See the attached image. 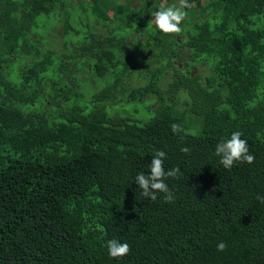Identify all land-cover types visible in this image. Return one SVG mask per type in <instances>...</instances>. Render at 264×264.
Returning <instances> with one entry per match:
<instances>
[{"label": "trees", "instance_id": "1", "mask_svg": "<svg viewBox=\"0 0 264 264\" xmlns=\"http://www.w3.org/2000/svg\"><path fill=\"white\" fill-rule=\"evenodd\" d=\"M162 1L179 7L0 0V264H264V0H188L200 11L172 34ZM234 131L255 161L227 169L215 149ZM159 150L182 173L173 202L135 181ZM110 239L131 251L110 257Z\"/></svg>", "mask_w": 264, "mask_h": 264}, {"label": "clouds", "instance_id": "2", "mask_svg": "<svg viewBox=\"0 0 264 264\" xmlns=\"http://www.w3.org/2000/svg\"><path fill=\"white\" fill-rule=\"evenodd\" d=\"M191 5L188 0H179V7H161L159 10L153 13L155 17V25L165 34L180 33L181 23L186 18L187 13L183 10L189 8ZM172 132L178 136L181 133L185 135H195L194 132L186 131L179 123H173L171 125ZM241 131H234L229 139L221 140L215 149V155L219 156L220 163L227 169H231L236 162L240 163H253L255 161L254 154L249 151L248 141L242 138ZM181 151L189 153L191 150L188 147H182ZM166 153L163 150L157 151L152 157L149 165L150 173L146 175L144 172H140L135 177L136 183L139 188L142 189V195L152 201L157 199V192L164 193V199L166 202H173L174 195L165 182L167 177L178 178L182 175L179 166L173 169L165 171L164 159ZM257 199L264 203V196L257 195ZM107 248L110 257L119 258L126 256L131 251V246L127 242H120L118 239H110L107 241ZM227 248V244L221 241L217 245L218 251H224Z\"/></svg>", "mask_w": 264, "mask_h": 264}, {"label": "rangeland", "instance_id": "3", "mask_svg": "<svg viewBox=\"0 0 264 264\" xmlns=\"http://www.w3.org/2000/svg\"><path fill=\"white\" fill-rule=\"evenodd\" d=\"M205 1L206 0H202V3L205 2ZM161 3H162L161 4V7H168V5H166V2L162 1ZM183 10L187 13L186 16H189L192 13H198L200 11L198 4H196L195 2L191 5V7H189L188 9L187 8H184ZM153 22L155 23V19L153 20ZM48 24H49V27L50 28H45L42 32L48 33L50 31V29L52 27V24H51V22H48ZM55 25H56V29L53 31V33H54V35H53V37H54L53 46H55V48L61 49V48H63V45H62V36H61V25L59 23L58 24H55ZM188 59L191 60L190 57H188ZM149 62H151V61H149ZM175 62L176 63H179L177 60ZM150 64H152V63H150ZM197 66L198 67L196 69H193V71L199 72L201 74V77L203 75H205V74H207V73L210 72V68L208 66L203 65L201 62H197ZM84 71H85V69H84ZM84 71L83 70H80L77 73L78 76L81 77L82 79L84 78V75H85V72ZM170 79H171V71H167L165 73V76L162 79V82H161V85H162L163 88H165L167 86V84L170 81ZM144 82H145V78L144 77H140V76H136V75H133L131 77V83H132V85H140V84H142ZM92 83L94 84V82H92ZM81 84H82V89H83V91L86 94L88 92H90V90H92L91 87L93 85L91 83H89V81L83 79L82 82H81ZM94 87H95V89L98 88V86H97L96 83L94 84ZM147 99H150V98H148L146 96L145 97V100H147ZM182 100H184V97L183 96L181 97V101ZM177 107L179 109H183L184 108L183 104H181V103H178L177 104ZM139 109L141 111H144V108H139ZM199 118H201V115H199L197 113H194V112H191V113L186 114V121L188 123H190V121H191V123H190L191 124V128L194 129V131L197 129L196 128V125H199V122H198V119ZM191 132H192V130H191Z\"/></svg>", "mask_w": 264, "mask_h": 264}]
</instances>
